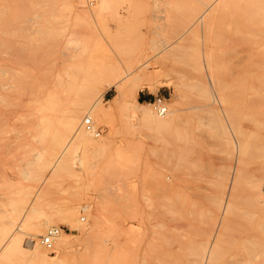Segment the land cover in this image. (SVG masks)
<instances>
[{
	"label": "rangeland",
	"instance_id": "obj_1",
	"mask_svg": "<svg viewBox=\"0 0 264 264\" xmlns=\"http://www.w3.org/2000/svg\"><path fill=\"white\" fill-rule=\"evenodd\" d=\"M0 7L2 43L32 44L19 56L42 60L29 81L39 84L36 99L20 92L0 99V248L13 219L19 229V246L3 249L0 264H257L264 0H0ZM145 66L155 79L137 100L151 104L164 128L106 109L116 97L108 79ZM91 85L95 147L69 145L50 170L60 152L54 141L67 137L64 113ZM156 96L165 99L164 116ZM50 230H58L51 252L41 244ZM32 241L43 258L30 256Z\"/></svg>",
	"mask_w": 264,
	"mask_h": 264
},
{
	"label": "bare ground",
	"instance_id": "obj_2",
	"mask_svg": "<svg viewBox=\"0 0 264 264\" xmlns=\"http://www.w3.org/2000/svg\"><path fill=\"white\" fill-rule=\"evenodd\" d=\"M60 2V1H59ZM39 4V3H38ZM14 6V5H13ZM1 8V7H0ZM14 10V9H12ZM17 24V23H15ZM13 27V26H12ZM17 31V30H16ZM35 31V30H34ZM3 34V33H2ZM18 34V33H17ZM12 35V34H11ZM3 36V35H2ZM16 37V36H14ZM31 37V36H30ZM33 37V36H32ZM13 38V37H12ZM1 39V38H0ZM31 39V38H30ZM30 41V40H29ZM0 99L3 101L5 98H6V94H11V93H21V94H25V95H29L31 96L30 98L31 99H36L39 94L41 93L40 92V89H39V84L37 85V83L35 82H30L29 81H33L35 80L38 76H36L37 74L34 73V71L37 69L36 65H38L39 63V67L41 65V61H39L38 58H36L35 56H23V57H20L19 55L20 54H30L29 51H27L28 49H34L32 47V44L31 45H24V43L22 44V46H20L19 44H9L7 42V44H4L2 43V41L0 40ZM4 42V41H3ZM12 43V42H10ZM7 47V49L9 50L8 53H11V57L9 56L7 58V62L4 58V49ZM2 49V50H1ZM38 59V60H37ZM38 61V62H37ZM10 63L14 64V65H17L18 67H20V74L19 75H16L14 74V72L18 71L16 68L14 67H8L7 64H9L10 66ZM39 69H37L38 71ZM115 70H118V69H115ZM130 70H128L129 72ZM134 71V70H133ZM125 72V76H122L121 78L119 77V74H116L115 76H112L114 79L113 80H110L112 79L109 78L107 84H106V89H110V88H115L116 90V97L114 98V100L112 102H110V104L107 106L106 109L110 108L111 106H116V107H119V108H123L124 110H129L133 113L134 117H140V118H143L145 119L144 121L147 120V122L151 121V125L152 123H158L159 124H166L167 121L164 120V121H161L159 120V118H154L152 116V112L150 110H148L146 107L148 106H151L150 103H141L137 100V94L140 92V91H143L145 89H147L150 85H152V82L154 81L155 79V75L148 72L147 71V66L144 67V69H141V70H138L136 72ZM118 71H114L113 70V74L117 73ZM121 72V71H120ZM123 75V73H121ZM108 76V74H107ZM106 82V81H105ZM96 86H88L87 89V94L86 96H82L83 98H80L78 97L77 95H75V97L77 98H72V99H76V101H73L71 102L68 107H67V111L66 113V118H65V128L64 130H66V133L65 135H67L66 139H62V138H59V139H56L55 142V145L58 144V146L60 147V152L57 154V156L55 157V161L54 163L52 164V166H50V170H53L55 169L64 159V156H65V152L67 150V148H69L68 146L70 145H78V146H81L83 147L85 150L87 149H90V148H94L95 147V141L93 140L92 138V135L94 137H99L100 134L97 135V132L95 131V128L93 126V123H92V116L88 114L89 112V100H90V97L94 94V92H96L97 90L95 89ZM84 90V91H85ZM49 92H47L48 94ZM84 93V92H83ZM51 94V93H50ZM50 94H48L49 97H52L54 95V97H56L55 99H71L70 97H66L63 98L64 96H62V94H58V93H55V94H51L52 96H50ZM12 96V95H11ZM16 96V94H15ZM28 96V98H29ZM103 96V95H101ZM9 97V96H8ZM18 97V96H17ZM41 98V97H40ZM54 99V100H55ZM78 99V100H77ZM259 100V99H257ZM256 100V101H257ZM5 101V100H4ZM49 101V100H48ZM52 102V101H50ZM1 103V102H0ZM11 103V102H9ZM8 104V103H6ZM5 104V105H6ZM165 104V103H164ZM257 104V103H256ZM254 104V106L256 107L257 105ZM4 105V107H5ZM61 105V103H60ZM154 105V104H153ZM7 106V105H6ZM11 106V105H10ZM50 106V105H49ZM155 106V105H154ZM12 107V106H11ZM58 107V106H57ZM165 109H164V113L162 114V109H156V112L159 116H164L166 113H167V107L166 105L163 106ZM249 107V106H248ZM9 108V107H8ZM47 108V107H46ZM63 108V107H62ZM48 109V108H47ZM58 109V108H57ZM53 110V109H52ZM256 110V109H255ZM57 112V111H56ZM98 112V111H97ZM258 112V111H257ZM6 113V112H5ZM86 117H83L84 114H86ZM96 113V112H95ZM255 114V113H254ZM8 115V114H7ZM169 115V114H168ZM259 115V114H258ZM96 116V115H95ZM98 116V115H97ZM264 116V114H263ZM168 117V116H167ZM247 117V116H246ZM251 117V116H250ZM248 116V118H250ZM257 118V117H256ZM64 119V118H63ZM5 120V119H3ZM85 120H89L90 123H91V128L92 130H87L86 127L84 126V121ZM149 120V121H148ZM83 121V122H82ZM2 122V120H1ZM50 122V121H49ZM154 123V124H155ZM3 124L4 121H3ZM149 124V125H150ZM157 125V126H158ZM52 126V125H51ZM50 126V127H51ZM156 126V127H157ZM163 126V124H162ZM162 126H159L162 128ZM5 128V127H4ZM164 128V126H163ZM50 130V129H49ZM37 137V136H36ZM38 138V137H37ZM39 139V138H38ZM41 139V138H40ZM39 139V140H40ZM43 139V138H42ZM6 140V139H5ZM32 140V139H31ZM37 140V139H36ZM46 140V139H45ZM33 141V140H32ZM35 141V140H34ZM40 144L43 143L44 145V142L43 140L39 141ZM28 143V142H27ZM38 143V140L37 142ZM35 144V143H34ZM75 145V146H76ZM39 146V145H38ZM41 146V145H40ZM77 146V147H78ZM43 147V146H42ZM55 147V146H54ZM73 147V146H72ZM72 149V148H71ZM100 149V148H99ZM20 150V149H19ZM33 150V149H32ZM53 150V149H52ZM51 150V151H52ZM44 151V149H43ZM58 151V150H57ZM33 153V152H32ZM41 153V152H40ZM35 156H38L41 158V156L38 155H35ZM33 156L31 159H30V162L32 164V162L34 161H37V159H39L38 157H35ZM66 157V156H65ZM66 160V159H65ZM46 162V161H45ZM50 163V162H49ZM48 163V164H49ZM30 164V165H31ZM63 164V162H62ZM68 164V163H67ZM50 165V164H49ZM62 166V165H61ZM67 168V167H66ZM44 169V168H43ZM48 169V168H47ZM67 170V169H66ZM70 170V169H69ZM45 171V170H44ZM43 171V172H44ZM240 173V171L238 172ZM45 174V173H44ZM29 188V187H28ZM259 189V188H258ZM230 191V190H229ZM27 193V192H26ZM41 193V192H40ZM262 195V194H260ZM26 197V196H25ZM24 197V198H25ZM30 207V206H29ZM221 208V207H220ZM219 210V209H218ZM219 212V211H218ZM11 213V212H10ZM227 213V212H226ZM22 215V214H21ZM11 216V215H10ZM14 216V215H13ZM18 216V215H17ZM195 216V215H194ZM193 216V217H194ZM211 217V216H210ZM21 218H23V215L21 216ZM31 218V217H30ZM97 218V217H96ZM196 218V217H195ZM20 219V217L18 218ZM214 219V217H213ZM225 219V218H224ZM17 220V219H16ZM218 220V219H217ZM81 221L83 222L84 219H81ZM215 221V220H214ZM222 221V220H221ZM225 221V220H224ZM5 223V222H4ZM11 223V224H10ZM9 225H11V230H9L8 232V236L6 237L5 241H4V244L1 246L0 248V252L5 249L6 252L8 251H11L12 249H14L19 243L17 242L18 239L15 237V231L19 230L17 225H16V221L13 219L12 222H10ZM205 223V222H204ZM214 223V222H213ZM217 223V222H216ZM223 223V222H222ZM192 224V223H191ZM8 225V224H7ZM6 225V226H7ZM213 225V224H212ZM210 226V225H209ZM214 226V225H213ZM193 227V226H191ZM223 227V226H222ZM5 228V227H4ZM210 228V227H209ZM221 228V227H220ZM219 228V229H220ZM189 230V229H188ZM192 230V229H191ZM51 231V230H50ZM212 232H214L212 230ZM18 236V235H17ZM62 240L64 241V236L63 234L60 235ZM19 237V236H18ZM210 238V237H209ZM248 239V238H247ZM250 239V238H249ZM210 240V239H209ZM253 240V239H252ZM206 241V240H205ZM33 242V241H32ZM207 242V241H206ZM214 242V241H213ZM216 243V242H215ZM252 244V242L249 241V244ZM255 243V241H254ZM42 244V243H41ZM208 245V243H206ZM257 244V243H256ZM200 245V244H199ZM19 246V245H18ZM210 246V245H209ZM248 246V245H247ZM5 247V248H4ZM45 247V246H44ZM216 247V246H215ZM249 247V246H248ZM264 247V246H263ZM46 248V247H45ZM205 248V247H204ZM47 249V248H46ZM203 249V248H201ZM244 249V248H243ZM4 250V251H5ZM31 253H30V256L32 258H43L44 257V253L42 252V250L37 246L36 243L33 242L32 246H31ZM48 251H52L53 250V244H52V248L51 249H47ZM214 250V249H213ZM199 251V250H198ZM196 251V252H198ZM212 251V250H211ZM205 252V251H204ZM213 252V251H212ZM211 252V253H212ZM258 252V251H257ZM206 253V252H205ZM7 254V253H6ZM257 254V255H256ZM214 256V254H213ZM264 256L263 254L260 255V253H255L253 254L251 257L253 260V262H258L260 264H264ZM3 257V256H2ZM202 257V256H201ZM212 257V256H211ZM241 257H244V256H241ZM5 258V257H4ZM204 258V257H203ZM202 258V259H203ZM210 258V257H209ZM260 258L262 260H260ZM201 259V260H202ZM214 259V257H213ZM216 260V259H214ZM238 260V259H237ZM243 260V259H242ZM204 260L201 261V263H203ZM240 261V260H239ZM263 261V262H262ZM200 263V264H201ZM232 263V262H231ZM194 264V263H193ZM197 264V263H196ZM230 264V263H229ZM240 264V263H239ZM244 264V263H243Z\"/></svg>",
	"mask_w": 264,
	"mask_h": 264
},
{
	"label": "built area",
	"instance_id": "obj_3",
	"mask_svg": "<svg viewBox=\"0 0 264 264\" xmlns=\"http://www.w3.org/2000/svg\"><path fill=\"white\" fill-rule=\"evenodd\" d=\"M165 103V99L161 98V97H155L153 100V104L155 105V108L157 109H162V114L165 112L164 111V104ZM84 126L86 127L87 130H92L91 128V123L89 120H85L84 121ZM97 135L100 134V130H96ZM58 234V230H51L49 231L44 237H41V243L43 246H45L47 249H51L52 248V239L53 237H55Z\"/></svg>",
	"mask_w": 264,
	"mask_h": 264
}]
</instances>
